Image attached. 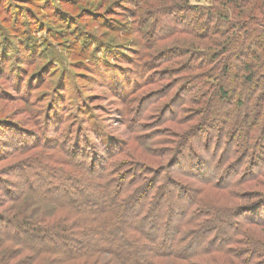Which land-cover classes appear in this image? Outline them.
Segmentation results:
<instances>
[{"label": "rangeland", "instance_id": "obj_1", "mask_svg": "<svg viewBox=\"0 0 264 264\" xmlns=\"http://www.w3.org/2000/svg\"><path fill=\"white\" fill-rule=\"evenodd\" d=\"M214 8L228 10L213 0H0V245L17 235L14 217L36 214L42 203L36 190L46 187L52 200H63L68 185L59 179L75 170L56 163L69 157L94 169L108 163L113 179L129 185L170 182L192 199L200 195L202 204L191 214L213 237L204 252L212 254L218 239L229 240L225 252L238 264L242 256L248 264H264L249 259L252 247L246 245H264V216L254 211H264V176L258 175L264 174V126L250 143L236 137L264 108V89L239 79L228 89H212L240 72L231 67L225 77L219 73L224 64L214 63L226 62L218 42L230 39L213 33L227 32L237 19L213 23L204 15ZM228 61L237 68L257 65L250 58L234 62L232 55ZM253 73L263 85L264 70ZM234 119L239 126L228 130ZM233 145L241 158L221 166ZM240 178L247 179L237 187ZM222 180L223 186L236 182L225 191ZM65 213L47 216L58 222ZM26 241L21 248L8 242L0 260L60 262L56 245L46 247L37 237ZM224 255L213 257L221 264ZM203 258L194 264H212ZM74 264L109 260L100 255Z\"/></svg>", "mask_w": 264, "mask_h": 264}, {"label": "trees", "instance_id": "obj_2", "mask_svg": "<svg viewBox=\"0 0 264 264\" xmlns=\"http://www.w3.org/2000/svg\"><path fill=\"white\" fill-rule=\"evenodd\" d=\"M213 1L228 10L223 9L219 12L218 9V13L217 8L209 10L204 15L206 19L210 18L214 23L222 21L225 16L237 17L225 33L219 31L213 33L209 28V33L212 32L215 38L230 39L225 45L218 42L221 45L220 52L227 56L226 62L223 60L224 62L221 63V60L215 59L214 63L224 64V69L220 68L219 73L225 77L231 67L240 72L232 78H230L232 75L229 76L228 80L221 78L212 89H220V91L228 89V84H234L237 79L249 86L256 84L254 86L256 89H264L262 82L256 83V75L253 73L255 69L259 72L260 69L264 70V0ZM239 9L242 10L236 13ZM242 18L245 20H241ZM229 20L227 18V21ZM226 33L229 34L228 37L225 36ZM210 38L209 34L207 39L212 43L217 42ZM230 55L235 59L234 62L241 63L242 58H250L251 62L257 60V65L252 66L248 61L237 68L235 65H230L228 61ZM262 100L261 97H257V102ZM258 111L260 110H255L252 127L246 128L244 134L238 129L236 137H243V140L245 138V141L250 143L253 140L251 135L260 132L264 123L260 121ZM248 112L250 114V111ZM260 112H264L263 107ZM236 122L238 119L227 124L228 130L238 127L239 124L236 125ZM97 140L102 141V139ZM79 146L78 142L74 145L75 151ZM232 150L231 155L220 160L221 166L224 165L225 160H227L226 164L230 161L234 162L233 159L242 152L237 145H233ZM76 152L78 157L81 156L79 151ZM68 159L56 163L75 170L71 173V177L64 176L59 179V182L65 184L64 186L68 185L63 200L61 202L52 200L54 198L49 195V189L46 187L36 190L35 198L42 202L36 206V214L33 217L25 214L14 217L11 229L17 235L13 236V239L7 237L9 238L7 242L0 245L2 251L8 242L21 248L27 245L26 239L31 240L37 237L47 241L44 245L46 247L51 244L57 246L56 254L60 262L54 261L52 262L54 264H74L100 255L108 258L109 264H194L193 259L198 256H204L203 259L212 256L208 259L209 262L218 264V257H213L214 254H225L221 264H238L237 259L233 256L229 257L228 250L225 252L227 247L224 248V246L230 244L229 240L222 242L218 239L209 248L212 254L204 252L207 250L204 245L213 237H207L210 231L203 226L202 219L191 214L195 206L202 204L198 201L200 195L192 199L193 197L170 182V186L157 181L155 185L150 183L144 187L140 186V182L143 181L129 185L119 177L113 179L111 166L108 163L101 169H94L92 164L88 166L85 162L70 161L69 157ZM258 175L264 176L262 173ZM208 176L204 175V178L207 179ZM253 178L256 177L253 175ZM246 179L242 183L246 182ZM241 180V178L238 179L237 187L242 184ZM231 181L223 186L224 180H222L219 186L224 187L222 190H229L230 186L227 185ZM234 182L236 181H232L230 185L233 186ZM30 189L34 191V188ZM177 191L178 194H176ZM185 200H189V203H185L186 206L183 205ZM58 210L68 213H65L58 222H51L54 220L49 219L47 213L53 211L55 214ZM258 210L259 208L254 209L258 217H263L264 211ZM195 226L198 227L197 230L194 229ZM42 233L44 235L41 236ZM246 245L252 247L250 252H253L252 258H247L257 262L264 261L263 244L247 240ZM27 250L35 251L36 249ZM260 250L263 251V255ZM229 259L234 260L230 262ZM246 260V256H242L241 264H248ZM0 264H7V257L0 260Z\"/></svg>", "mask_w": 264, "mask_h": 264}]
</instances>
